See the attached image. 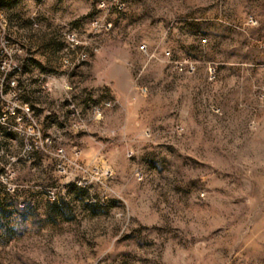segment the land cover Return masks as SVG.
<instances>
[{
    "label": "rangeland",
    "instance_id": "obj_1",
    "mask_svg": "<svg viewBox=\"0 0 264 264\" xmlns=\"http://www.w3.org/2000/svg\"><path fill=\"white\" fill-rule=\"evenodd\" d=\"M0 264H264V0H0Z\"/></svg>",
    "mask_w": 264,
    "mask_h": 264
}]
</instances>
